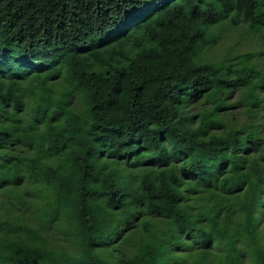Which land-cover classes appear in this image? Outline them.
I'll use <instances>...</instances> for the list:
<instances>
[{
    "label": "trees",
    "instance_id": "1",
    "mask_svg": "<svg viewBox=\"0 0 264 264\" xmlns=\"http://www.w3.org/2000/svg\"><path fill=\"white\" fill-rule=\"evenodd\" d=\"M264 0H0V264H264Z\"/></svg>",
    "mask_w": 264,
    "mask_h": 264
},
{
    "label": "rangeland",
    "instance_id": "2",
    "mask_svg": "<svg viewBox=\"0 0 264 264\" xmlns=\"http://www.w3.org/2000/svg\"><path fill=\"white\" fill-rule=\"evenodd\" d=\"M228 50L233 56L264 51V40L261 42L259 38L253 37L241 24L240 29H230L223 33L221 43L209 52L208 58L217 59L220 55L227 54ZM260 62H264V55L261 56Z\"/></svg>",
    "mask_w": 264,
    "mask_h": 264
}]
</instances>
